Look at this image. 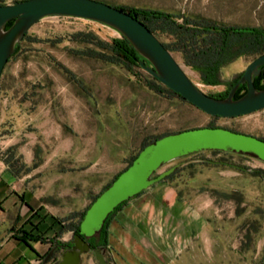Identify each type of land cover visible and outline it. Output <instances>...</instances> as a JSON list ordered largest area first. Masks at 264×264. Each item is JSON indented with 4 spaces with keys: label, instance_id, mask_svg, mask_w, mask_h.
I'll return each mask as SVG.
<instances>
[{
    "label": "rangeland",
    "instance_id": "obj_1",
    "mask_svg": "<svg viewBox=\"0 0 264 264\" xmlns=\"http://www.w3.org/2000/svg\"><path fill=\"white\" fill-rule=\"evenodd\" d=\"M105 1L264 27V0ZM77 32L104 41L119 36L99 22L48 16L28 30L0 75V143H8L17 155L19 150L31 155L23 174L34 194L59 207L60 219L70 214L64 212L68 205L76 213L86 207L144 138L213 123L264 139V108L212 118L186 101L151 91L124 67L82 53L88 46L69 39ZM158 39L171 41L163 35ZM171 53L194 84L214 95L224 92L256 57L241 56L223 65L222 83L206 86L179 52ZM176 164L179 170L167 183L190 211L204 216L206 231L171 264H264V163L247 155L204 151L172 160L157 173ZM82 264H97L93 252L82 254Z\"/></svg>",
    "mask_w": 264,
    "mask_h": 264
},
{
    "label": "water",
    "instance_id": "obj_2",
    "mask_svg": "<svg viewBox=\"0 0 264 264\" xmlns=\"http://www.w3.org/2000/svg\"><path fill=\"white\" fill-rule=\"evenodd\" d=\"M48 16L81 18L115 29L147 62V65L141 62L147 73L207 115L229 118L264 108V88L257 89L253 83L264 65V53L245 67L225 98H215L192 82L172 53L141 21L99 0H22L0 5V75L15 45L36 22ZM10 20L13 23L5 28ZM239 85H245L246 91L234 98ZM212 150L247 155L264 163V140L251 134L223 127H196L164 135L144 146L89 205L79 223V231L73 235L72 245L61 252L57 264H82V254L89 252H93L97 264H110L101 249H91L87 241L99 234L107 216L180 165L157 173L164 164ZM51 253L40 264H47Z\"/></svg>",
    "mask_w": 264,
    "mask_h": 264
},
{
    "label": "crops",
    "instance_id": "obj_3",
    "mask_svg": "<svg viewBox=\"0 0 264 264\" xmlns=\"http://www.w3.org/2000/svg\"><path fill=\"white\" fill-rule=\"evenodd\" d=\"M10 147L0 143V264H38L50 244H24L19 240L20 230L31 228L25 222L37 211L41 220H33L32 227H38L44 237H53L60 227L49 216L60 219L59 207L49 206L32 192L29 176L22 170L31 163V155L27 157L21 150L17 155L12 150L17 174L6 162L4 153ZM74 210L68 205L64 211L70 213L65 219L72 223L77 219ZM107 231L103 254L112 264H171L192 239L206 231V224L204 216L190 211L171 184L160 180L121 205L109 218ZM71 238V230H66L58 240Z\"/></svg>",
    "mask_w": 264,
    "mask_h": 264
},
{
    "label": "trees",
    "instance_id": "obj_4",
    "mask_svg": "<svg viewBox=\"0 0 264 264\" xmlns=\"http://www.w3.org/2000/svg\"><path fill=\"white\" fill-rule=\"evenodd\" d=\"M19 1L22 0H16L14 1V3ZM99 1L108 3L122 11L133 15L135 18L141 21L157 38L159 35L169 37L171 41L169 43L162 42V44L170 52H179L182 56L183 63L197 72L200 83L206 86H217L222 83L219 77V73L223 65L230 63L234 59L241 56H257L264 53V27L250 25H226L221 22L202 17L200 15L184 13L175 14L158 9H151L134 5L113 4L105 0ZM0 5L3 4L0 3ZM12 23L13 20L8 21L5 25V28L10 27ZM26 38L27 33L23 36L22 40L15 45L13 53L11 54L9 59L19 52L20 43ZM69 39L88 46L87 48H85V50L81 51L82 53H85L90 57H95L99 60H102L105 63L124 67L130 74L135 76L139 82H141L151 91L165 97H176L183 101H186L179 94L161 84L155 77H153L149 73L146 72V76L137 74L136 69L144 70L141 62H143L145 65H147V62L137 53L130 42L121 34H119L118 37L112 38L110 41H104L99 39L92 33L77 32L70 35ZM33 42L40 41L38 39H34ZM241 74L234 78L231 82H229L228 87L224 92L216 95L206 92L205 93L215 98H225L231 87L240 78ZM263 80L264 65L261 67L260 74L257 77L253 78V83L257 89L264 88ZM245 91V85H239L235 92L234 98H239L245 93ZM212 118L219 117L212 116ZM204 127L214 128L219 126H216L213 123H209ZM167 134L169 133L167 132L160 135H154L151 138H144L140 143L138 150L128 157L125 166L119 172L114 174L113 177L102 187V189L97 194L92 196L90 202L82 211L77 213V219L75 223L69 222L68 219H57L56 217L49 216V218L57 222L60 228L59 230L55 231L53 237H44L42 236V232L38 229V227H32L33 220H41L39 213L37 211H34L25 222V224L31 228L29 230H20L21 237L19 238V240L27 245L31 242L49 243L50 247L45 257L49 254L50 251H52V253L49 255L47 263L52 260V264H57L61 252L72 245V239L67 242H63L59 241L58 237H60L61 234L66 230H71L73 238V235L79 231V223L86 209L95 200V198L132 163V161L138 155L139 151L144 146ZM12 150L13 147H10L5 151V160L14 170H16L17 174L19 168L16 166L17 159H15V154L14 152H12ZM211 152L223 154L229 153L218 150H212ZM217 162L229 165V163H226L227 161ZM23 170L26 171L27 169H24L23 167ZM178 170L179 169L176 168L171 174L161 179V181L167 182ZM254 173L260 174V171H254ZM125 202L118 205L113 210V212H111L107 216L99 234L87 240L90 244L91 249L99 248L102 252L106 249L108 237L107 223L109 221V218L121 205L125 204ZM106 260L109 262L108 259Z\"/></svg>",
    "mask_w": 264,
    "mask_h": 264
},
{
    "label": "built area",
    "instance_id": "obj_5",
    "mask_svg": "<svg viewBox=\"0 0 264 264\" xmlns=\"http://www.w3.org/2000/svg\"><path fill=\"white\" fill-rule=\"evenodd\" d=\"M41 260L37 261L38 264H40Z\"/></svg>",
    "mask_w": 264,
    "mask_h": 264
},
{
    "label": "flooded vegetation",
    "instance_id": "obj_6",
    "mask_svg": "<svg viewBox=\"0 0 264 264\" xmlns=\"http://www.w3.org/2000/svg\"><path fill=\"white\" fill-rule=\"evenodd\" d=\"M88 240H89V239H88ZM104 257H105V256H104ZM105 258L107 259V257H105ZM109 262H110V264H112L111 261H109ZM40 263H41V262H40Z\"/></svg>",
    "mask_w": 264,
    "mask_h": 264
}]
</instances>
